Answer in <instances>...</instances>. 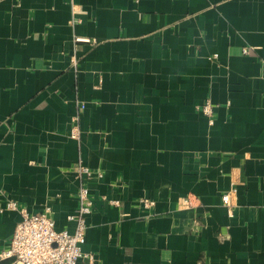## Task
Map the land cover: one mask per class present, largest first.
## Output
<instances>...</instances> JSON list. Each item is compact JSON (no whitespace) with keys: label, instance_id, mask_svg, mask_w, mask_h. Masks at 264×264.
<instances>
[{"label":"crops","instance_id":"obj_1","mask_svg":"<svg viewBox=\"0 0 264 264\" xmlns=\"http://www.w3.org/2000/svg\"><path fill=\"white\" fill-rule=\"evenodd\" d=\"M78 161L94 264H264V0H0V207L73 233Z\"/></svg>","mask_w":264,"mask_h":264},{"label":"built area","instance_id":"obj_2","mask_svg":"<svg viewBox=\"0 0 264 264\" xmlns=\"http://www.w3.org/2000/svg\"><path fill=\"white\" fill-rule=\"evenodd\" d=\"M249 51L248 48H245L243 53L247 55ZM79 106L82 109L84 108L82 103ZM198 110L207 117L212 118L213 107L210 101H206L198 107ZM70 136L78 141L81 140L82 133L78 118L73 120ZM73 173L79 183V208L75 215L68 217L70 221L76 222L74 232L57 231L49 207H45L40 213L32 214L17 202L7 200L4 207H0V213L5 211L18 212L21 216V221L15 229L9 247L0 252V263L10 259L12 260L10 264H80L81 259L87 260L89 264L95 263L94 256L83 251L88 229L86 217L92 213L94 206L90 197L88 182L94 179L96 175L101 177L102 174L92 171L82 161H78L74 165ZM235 191V188H233L230 192L223 195L224 205L228 209L232 206L231 196ZM143 204L145 208H150L154 203L150 200H144ZM181 205L185 207L191 206L192 200L186 198ZM228 214L230 217L233 215L230 209Z\"/></svg>","mask_w":264,"mask_h":264},{"label":"water","instance_id":"obj_3","mask_svg":"<svg viewBox=\"0 0 264 264\" xmlns=\"http://www.w3.org/2000/svg\"><path fill=\"white\" fill-rule=\"evenodd\" d=\"M11 262H12V260L10 259V260H6V261H4V262H2L0 264H10Z\"/></svg>","mask_w":264,"mask_h":264}]
</instances>
